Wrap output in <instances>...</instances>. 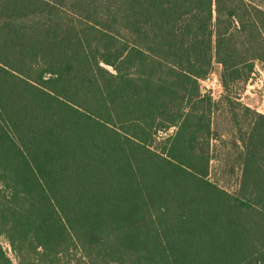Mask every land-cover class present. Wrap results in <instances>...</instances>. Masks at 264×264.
Wrapping results in <instances>:
<instances>
[{"label": "trees", "instance_id": "1", "mask_svg": "<svg viewBox=\"0 0 264 264\" xmlns=\"http://www.w3.org/2000/svg\"><path fill=\"white\" fill-rule=\"evenodd\" d=\"M264 62L261 0H0V225L22 264H264V115L208 177L214 63ZM25 246V248H24ZM0 264H12L0 248Z\"/></svg>", "mask_w": 264, "mask_h": 264}, {"label": "rangeland", "instance_id": "2", "mask_svg": "<svg viewBox=\"0 0 264 264\" xmlns=\"http://www.w3.org/2000/svg\"><path fill=\"white\" fill-rule=\"evenodd\" d=\"M264 6V0H261ZM220 65L213 64L211 72L200 80L201 89L210 91L215 102L212 113L210 140V162L208 177L220 186L234 191L240 175L239 156L242 152V138L246 137L252 112L264 115V62L256 61L252 72L245 81L234 83L229 88L222 86L219 78ZM10 223L0 225V248L12 264H22L20 248L22 235H8L6 229ZM25 248V246H24ZM29 260L36 259L39 264H114L97 261L93 255H87L78 247H72L63 254L44 256L38 251H30ZM125 264V263H124Z\"/></svg>", "mask_w": 264, "mask_h": 264}, {"label": "built area", "instance_id": "3", "mask_svg": "<svg viewBox=\"0 0 264 264\" xmlns=\"http://www.w3.org/2000/svg\"><path fill=\"white\" fill-rule=\"evenodd\" d=\"M200 88H201V87H200ZM201 91H202V92H206V93H209V94H211V93H210V91H209V90H207V89H201Z\"/></svg>", "mask_w": 264, "mask_h": 264}]
</instances>
